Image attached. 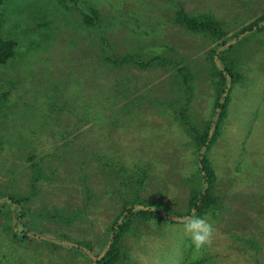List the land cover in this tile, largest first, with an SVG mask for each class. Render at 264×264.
<instances>
[{
    "label": "rangeland",
    "instance_id": "obj_1",
    "mask_svg": "<svg viewBox=\"0 0 264 264\" xmlns=\"http://www.w3.org/2000/svg\"><path fill=\"white\" fill-rule=\"evenodd\" d=\"M181 11L239 37L206 152L215 184L199 216L214 231L201 249L181 224L200 187L190 127L214 122L221 94L220 42L177 24ZM263 14L264 0H0V41L15 43L0 64V264H99L131 206L178 218L133 217L118 264H264V29L240 36ZM131 54L152 63L106 60Z\"/></svg>",
    "mask_w": 264,
    "mask_h": 264
},
{
    "label": "trees",
    "instance_id": "obj_2",
    "mask_svg": "<svg viewBox=\"0 0 264 264\" xmlns=\"http://www.w3.org/2000/svg\"><path fill=\"white\" fill-rule=\"evenodd\" d=\"M90 22L91 20L89 18L86 19L85 25L92 26V22ZM176 23L181 25L189 32L206 34L220 42V44L217 45V49L213 52V58L215 57V54H217V60H214L218 63L220 74L222 75L223 87V89L221 87V94L215 105V120L202 133L198 132L195 128L190 127V135L196 147V160L198 173L200 176V187L194 190L192 193V197L189 201L188 214L195 212L196 215H200L202 213V209L213 202L212 189L215 184V176L210 166V162L206 156V152L220 136L219 124L225 116L224 112L226 110L228 99V92H226L228 91L227 87L230 83H233L237 80V76L232 69L231 61L227 57L226 53L228 52V50L233 49V47L237 44L236 41L239 37L234 36L231 39H228L220 24L210 15L193 17L181 11L177 12ZM263 29L264 14L258 17L255 23L244 29L241 32L240 36H243L246 33L259 32ZM14 46L15 43L13 41H0V64L12 57ZM106 60L112 65L134 66L141 70L148 68L152 63V61L144 62L142 57L138 54L112 56L110 58H107ZM154 61L157 62V64H160L162 62V60L159 58L154 59ZM178 72L183 80L184 85L186 86L187 92H189L191 89V75L184 68L178 69ZM182 119L186 121V118L183 115ZM7 201L12 203L14 209H16V212L18 213V222L26 223V221L28 220L26 218L27 212L26 210H23L21 206L22 201L14 197H9ZM0 206L2 207L3 204L1 205L0 203ZM138 216L144 220L155 219L158 221H167L170 216H177L178 218V215L172 214L171 212L162 214L159 211L145 206H131L125 209L114 222L111 240L112 242L109 245L107 244L105 246L104 251L98 259L99 264H118L124 260L117 250L116 242L128 231V227L131 224V219ZM19 235H21V237H23L24 239L28 238V235L26 233H20L18 234V236ZM76 246L82 249L89 248L85 243H77Z\"/></svg>",
    "mask_w": 264,
    "mask_h": 264
},
{
    "label": "clouds",
    "instance_id": "obj_3",
    "mask_svg": "<svg viewBox=\"0 0 264 264\" xmlns=\"http://www.w3.org/2000/svg\"><path fill=\"white\" fill-rule=\"evenodd\" d=\"M181 228L183 235L191 241L196 249L207 246L214 231L213 225L207 217L196 215L195 212L183 217Z\"/></svg>",
    "mask_w": 264,
    "mask_h": 264
}]
</instances>
